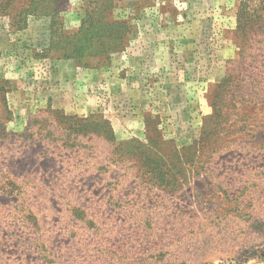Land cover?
<instances>
[{"label": "rangeland", "instance_id": "374dc122", "mask_svg": "<svg viewBox=\"0 0 264 264\" xmlns=\"http://www.w3.org/2000/svg\"><path fill=\"white\" fill-rule=\"evenodd\" d=\"M30 1L0 0V264H264V0H111L82 63Z\"/></svg>", "mask_w": 264, "mask_h": 264}, {"label": "trees", "instance_id": "16d2710c", "mask_svg": "<svg viewBox=\"0 0 264 264\" xmlns=\"http://www.w3.org/2000/svg\"><path fill=\"white\" fill-rule=\"evenodd\" d=\"M85 3L79 26L73 31L65 30L58 18V13L55 11L56 0H31L29 3L30 9L19 13L21 16L32 14L33 16H45L49 18V43L47 49L41 52L43 57L82 63L83 61L107 56L109 53L121 48V43L128 32V28L125 22L111 18L109 12L111 10V0H86ZM39 8H42L43 11H37ZM15 26L20 28L22 25H20L19 21ZM7 136L0 131V140L6 141L5 138ZM2 186L5 188L4 190H9L8 193L7 191L5 193L9 196H24L25 194L27 196L28 194L26 190L23 191L20 187H11V182L8 181ZM26 204L27 202L24 200L22 205L25 206ZM34 216L38 217L37 214H31V219ZM69 230L73 231V229L67 228L65 231L63 230V234L65 235ZM72 236H69V240H71ZM34 244H37L35 245L36 250L39 249V246H42V248L46 246L44 243H38L36 240ZM41 258L45 264L47 262L45 257ZM142 261V259L136 262L131 261L130 264H138ZM48 263L51 264V262Z\"/></svg>", "mask_w": 264, "mask_h": 264}]
</instances>
